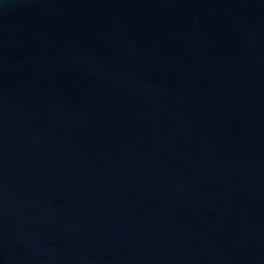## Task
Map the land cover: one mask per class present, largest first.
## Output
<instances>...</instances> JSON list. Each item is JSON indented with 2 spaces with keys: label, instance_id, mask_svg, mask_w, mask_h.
Returning <instances> with one entry per match:
<instances>
[{
  "label": "water",
  "instance_id": "water-1",
  "mask_svg": "<svg viewBox=\"0 0 264 264\" xmlns=\"http://www.w3.org/2000/svg\"><path fill=\"white\" fill-rule=\"evenodd\" d=\"M0 264H264V0H0Z\"/></svg>",
  "mask_w": 264,
  "mask_h": 264
}]
</instances>
